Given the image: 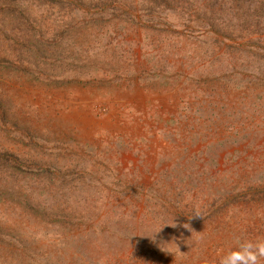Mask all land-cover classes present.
<instances>
[{"label":"rangeland","instance_id":"1","mask_svg":"<svg viewBox=\"0 0 264 264\" xmlns=\"http://www.w3.org/2000/svg\"><path fill=\"white\" fill-rule=\"evenodd\" d=\"M258 237L264 0H0V264H217Z\"/></svg>","mask_w":264,"mask_h":264},{"label":"clouds","instance_id":"2","mask_svg":"<svg viewBox=\"0 0 264 264\" xmlns=\"http://www.w3.org/2000/svg\"><path fill=\"white\" fill-rule=\"evenodd\" d=\"M175 227V224H172ZM185 227L189 225L185 224ZM264 258V237L255 240L237 239L218 259L217 264H261Z\"/></svg>","mask_w":264,"mask_h":264}]
</instances>
